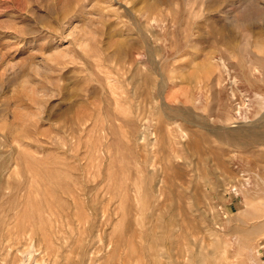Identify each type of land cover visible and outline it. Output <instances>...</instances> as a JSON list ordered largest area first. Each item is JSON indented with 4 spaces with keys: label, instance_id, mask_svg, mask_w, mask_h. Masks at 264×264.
<instances>
[{
    "label": "rangeland",
    "instance_id": "rangeland-1",
    "mask_svg": "<svg viewBox=\"0 0 264 264\" xmlns=\"http://www.w3.org/2000/svg\"><path fill=\"white\" fill-rule=\"evenodd\" d=\"M263 10L0 0V264H264Z\"/></svg>",
    "mask_w": 264,
    "mask_h": 264
},
{
    "label": "bare ground",
    "instance_id": "bare-ground-1",
    "mask_svg": "<svg viewBox=\"0 0 264 264\" xmlns=\"http://www.w3.org/2000/svg\"><path fill=\"white\" fill-rule=\"evenodd\" d=\"M264 11V10H263ZM133 60V59H132Z\"/></svg>",
    "mask_w": 264,
    "mask_h": 264
}]
</instances>
